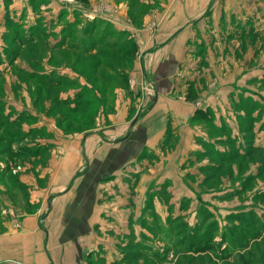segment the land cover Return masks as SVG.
Returning <instances> with one entry per match:
<instances>
[{
    "label": "crops",
    "instance_id": "0c3cea01",
    "mask_svg": "<svg viewBox=\"0 0 264 264\" xmlns=\"http://www.w3.org/2000/svg\"><path fill=\"white\" fill-rule=\"evenodd\" d=\"M259 4L0 0V52L24 38L16 46L26 56L15 55V67L33 69L45 82L113 84L95 90L89 128L65 133L44 117L39 126L51 138L20 147L29 154L0 149V264H86L107 243L108 229L128 222L131 210L148 200L157 204L165 192L188 195V163L205 143L203 123L230 117L231 94L247 59L255 66L260 61L257 49L243 52L241 46L245 37L258 43L253 32L243 35V24L259 26ZM104 54H117L118 61L104 64ZM89 56L97 63L84 70ZM47 153L35 177L32 167ZM5 155L26 160L20 180L30 198L23 206L1 201L9 195ZM10 189L18 202L19 190Z\"/></svg>",
    "mask_w": 264,
    "mask_h": 264
},
{
    "label": "rangeland",
    "instance_id": "374dc122",
    "mask_svg": "<svg viewBox=\"0 0 264 264\" xmlns=\"http://www.w3.org/2000/svg\"><path fill=\"white\" fill-rule=\"evenodd\" d=\"M259 3V26L245 19L243 24V35L253 32L258 43L245 37L241 46L243 52L252 46L257 49L253 55L260 61L255 66L247 59L237 78L242 82L231 94L230 117L203 123L205 143L188 163L193 171L185 178L188 195L165 192L153 197L157 204L148 200L131 210L128 222L108 229L107 243L90 253L86 264H264V0ZM16 39L0 52V149L29 154L28 148L20 147H33L53 136L39 126L44 117L46 124L47 119L54 120L65 133L89 128L95 105L85 101L93 98L89 89L102 85H88L82 93L77 82L49 83L33 76V69L15 67V55L26 56L16 46L24 38ZM236 57L241 62L242 56ZM87 63L89 59L83 65ZM67 93L64 99L61 95ZM50 155L35 162V177L37 167L45 166ZM5 156L4 170L10 167L12 173L3 176L9 195L1 201L23 206L30 198L20 180V166L26 160ZM11 177L15 182L9 181ZM11 187L19 190L18 202L11 199Z\"/></svg>",
    "mask_w": 264,
    "mask_h": 264
},
{
    "label": "trees",
    "instance_id": "16d2710c",
    "mask_svg": "<svg viewBox=\"0 0 264 264\" xmlns=\"http://www.w3.org/2000/svg\"><path fill=\"white\" fill-rule=\"evenodd\" d=\"M113 56H117V54H110V55H108V54H104V56L101 58V60H103V62H106V63H104V64H108V65H110V64H115V61H116V59H114V60H112L111 59V57H113ZM87 59H89V63H87V66H83V64H82V67H83V69L85 70V69H89V68H91L94 64H96L97 62H96V58H94L93 56H89V57H85V58H83V62L85 61V60H87ZM64 81H65V83L67 82L65 79H64ZM63 80L61 81V82H57V84H61L62 85V83L64 82ZM71 82H73V81H71ZM49 83H52V82H49ZM73 83H76V82H73ZM95 85V84H94ZM96 85H102L100 88H97L96 90L98 91H101V92H105V91H107L109 88H112L113 87V84H96ZM79 88V90H82L81 92L83 93L84 91L83 90H85L86 89V87L85 88H83V87H78ZM90 91H91V95L93 96V98L92 99H87L85 102L87 103V104H89V103H95V101H96V99H95V95H94V92H95V90L94 91H92L91 89H89ZM86 91V90H85ZM80 93V92H79ZM79 93H77V98L75 99V101H79ZM62 96V95H61ZM58 99V98H57ZM56 99V101L58 102V100ZM64 99H67V98H64ZM61 101H63V100H60V103H61ZM59 103V102H58ZM56 106V105H55ZM52 109H57V108H52ZM62 117V116H61ZM60 117V118H61ZM0 128H1V125H0ZM18 133H16V135H17ZM4 141H5V138L3 139ZM4 141H1V142H4ZM6 152V154H8L10 151H7L6 149H4ZM5 172V174H8V175H10L9 173H11V171L8 169V170H6V171H4ZM12 180V182H15V180H14V178L13 177H11L10 179H9V181H11ZM12 188V187H11Z\"/></svg>",
    "mask_w": 264,
    "mask_h": 264
},
{
    "label": "flooded vegetation",
    "instance_id": "af4514ba",
    "mask_svg": "<svg viewBox=\"0 0 264 264\" xmlns=\"http://www.w3.org/2000/svg\"><path fill=\"white\" fill-rule=\"evenodd\" d=\"M1 127H3V125H1Z\"/></svg>",
    "mask_w": 264,
    "mask_h": 264
}]
</instances>
